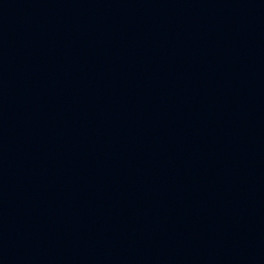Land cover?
<instances>
[{
  "label": "water",
  "instance_id": "1",
  "mask_svg": "<svg viewBox=\"0 0 264 264\" xmlns=\"http://www.w3.org/2000/svg\"><path fill=\"white\" fill-rule=\"evenodd\" d=\"M0 264H264V0H0Z\"/></svg>",
  "mask_w": 264,
  "mask_h": 264
}]
</instances>
